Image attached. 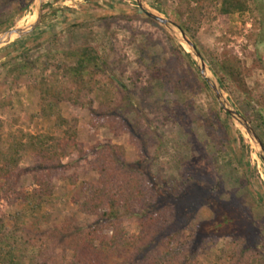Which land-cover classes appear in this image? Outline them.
Listing matches in <instances>:
<instances>
[{
    "label": "rangeland",
    "instance_id": "374dc122",
    "mask_svg": "<svg viewBox=\"0 0 264 264\" xmlns=\"http://www.w3.org/2000/svg\"><path fill=\"white\" fill-rule=\"evenodd\" d=\"M141 1L180 26L188 20L184 12L182 20L173 13L178 0ZM218 5L219 0H205L200 24L190 20L191 32L182 29L223 96L262 141L251 122L252 107L221 86L213 66L224 58L236 59L250 70L244 80L250 97L254 101L264 97V65L259 67L260 61L264 63V0H249L247 11L236 12L227 20L217 14ZM6 7L0 34L35 19V0ZM82 46L95 48L100 62L105 63L100 76L113 79L116 109L110 112L103 101V86L98 84L93 92H79L81 104L60 102L67 122L57 126L53 118L36 115L38 92L29 87L41 74L72 64L69 52ZM21 52L38 60L33 74L17 85H0L2 139L16 129L59 138L66 129L76 133L75 146L55 167L35 170L37 158L24 152L9 188L0 196V219L10 227L26 212L20 193L36 188L37 179L52 187V201L43 206L48 220L40 224V234L49 235V251L54 254L39 264H70L72 247L83 244V239L94 237L97 245L103 236L116 231L123 237L141 234L140 204L133 206L134 212L123 208L116 220L98 224L100 211L93 215L80 212L92 187L100 184L94 168L101 161L109 165L117 189H123L129 179H140L151 195L160 193L161 201L167 200L163 191L171 190L168 210L151 213L152 226L142 242V252L120 249L106 264H127L135 252L146 256L136 264H146L169 249L181 248L175 260L178 264L195 246L193 264H210L226 252H240L244 257L256 254L251 248L242 250L245 241L264 245V163L258 148L222 108L186 46L148 17L135 0H43L37 27L0 44V63ZM128 103L135 107L129 110ZM187 185L192 186L189 197L178 195ZM76 227L81 230L72 234Z\"/></svg>",
    "mask_w": 264,
    "mask_h": 264
},
{
    "label": "trees",
    "instance_id": "16d2710c",
    "mask_svg": "<svg viewBox=\"0 0 264 264\" xmlns=\"http://www.w3.org/2000/svg\"><path fill=\"white\" fill-rule=\"evenodd\" d=\"M27 1L0 0V18L5 15L8 4L16 3L23 6ZM204 1H177V8L173 13L177 14L181 20L183 14H187L188 20L181 22V26L185 31L191 32L192 30L191 25L188 23L190 20H193V22L197 20V25L200 24L199 16ZM248 9L249 0H219L216 11L220 17L227 20L234 13L244 12ZM69 53L74 58L72 64L58 67L59 69L57 68L48 75L41 74L34 85L29 87L30 91L36 89L38 92L39 110L36 115L43 119L53 118L57 126L67 122V119L61 113L60 102L67 100L73 104H81L78 97L79 92L83 89L93 92L98 84L103 86L105 93V100L103 101L110 112L116 109L112 97L115 91L114 87L111 86L113 79L111 77L103 79V76H100L101 71L106 68L105 63L100 62L99 52L93 47L82 46ZM26 55V53L21 52L17 56L10 57L0 63V85H17L22 78L33 74L38 59ZM263 65L264 63L260 61L259 67ZM213 70L223 88L228 90L235 99L244 98L246 103L252 107L254 116L251 122L264 142V97L262 96L261 100L257 99L255 101L250 97L244 83L245 78L250 74V70L242 67L236 59L230 58L221 59L220 62L216 61ZM203 83L206 86L204 81ZM128 104L125 106L129 110L135 107L134 103ZM64 132L65 136L62 138L47 133L31 134L22 129H16L8 133L4 139L0 134V180L2 181L0 196L3 191L9 188L10 179L18 168L24 152L28 151L37 158L38 163L35 170L49 169L59 165L60 159L65 156L70 147L75 146L73 139L76 134L75 131L66 129ZM94 170L100 175V184L92 187L91 193L88 194L79 207L80 212L93 215L100 211L98 213L99 217L95 221V224H98L116 220L123 208L124 212H134L133 206L140 204L139 225L141 234H126L127 236L123 237L116 231L111 236H103L97 245L94 243V237L83 239V244H76L72 247L73 253L70 264H106L109 256L119 252L120 249L129 251L137 248V251L141 253L143 249L142 242L147 237L148 227L152 226L150 224L153 221L151 213L158 212L161 208L167 211L166 206L170 203L171 190L170 192L169 190L163 191L167 195V200L161 201L160 193L155 191L151 195L148 190L142 187L140 179H129L128 182L122 185L123 189H117L112 180V173L109 172V165L104 161L95 165ZM194 180L197 183L200 179L197 177ZM36 184L37 187L30 192L19 194L25 204L26 212L21 213L18 223L8 227L0 219V264H39V260L48 262L51 255L54 254L53 250L49 251V243H51L49 235L45 232H42V235L40 234V224L46 223L48 220V216L43 212V206L52 201L53 189L47 181L37 179ZM151 187L156 188L152 185V181ZM190 187L192 186L182 187L178 195L183 194L188 198ZM80 230V227H76L71 233L76 234ZM158 232L159 230H157L156 235ZM241 248L242 250L254 249L256 254L244 257L240 252H226L223 256L216 257V260L210 264H264L263 244L258 241H245ZM175 249H169L163 254L156 255L154 259L146 264H175V260L178 261L177 253H181V248ZM196 249V246L190 248L178 264H193ZM144 257L146 258L145 255L135 252L127 264H136Z\"/></svg>",
    "mask_w": 264,
    "mask_h": 264
},
{
    "label": "water",
    "instance_id": "95a60500",
    "mask_svg": "<svg viewBox=\"0 0 264 264\" xmlns=\"http://www.w3.org/2000/svg\"><path fill=\"white\" fill-rule=\"evenodd\" d=\"M35 2H36V9H35L34 21L25 27H15L13 29H10V30H7L1 33L0 34V44L10 42V40L14 36L15 37L24 36L28 34L29 32L33 31L37 27L41 19L43 0H35ZM135 2L137 3L138 7L148 17L154 19L158 23L168 28L170 32H172L176 36V38L186 46V48L189 50V53L192 54L195 62L197 63L199 73L205 79L209 87L214 92L220 105L231 116V118L234 121L238 122L244 128L251 142L258 148L259 156L264 163V144L263 142L254 132V130L252 129L247 119L244 116H242L240 113H238V111L223 96L219 83L217 82L216 78L213 76V73L208 69L199 51L196 49L195 44L187 37L182 27L176 24L175 22L171 21L170 19L165 18L164 16L154 12L153 10H150L142 3L141 0H135Z\"/></svg>",
    "mask_w": 264,
    "mask_h": 264
}]
</instances>
